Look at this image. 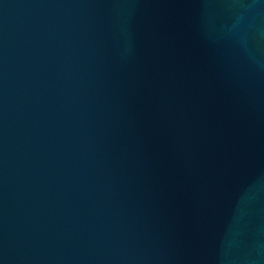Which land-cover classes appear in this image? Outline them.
I'll return each mask as SVG.
<instances>
[{
  "label": "water",
  "instance_id": "95a60500",
  "mask_svg": "<svg viewBox=\"0 0 264 264\" xmlns=\"http://www.w3.org/2000/svg\"><path fill=\"white\" fill-rule=\"evenodd\" d=\"M0 264H264V0H0Z\"/></svg>",
  "mask_w": 264,
  "mask_h": 264
}]
</instances>
